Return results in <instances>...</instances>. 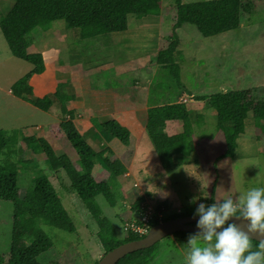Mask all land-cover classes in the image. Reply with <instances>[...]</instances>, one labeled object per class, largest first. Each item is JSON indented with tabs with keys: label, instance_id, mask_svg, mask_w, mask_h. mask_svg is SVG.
Instances as JSON below:
<instances>
[{
	"label": "rangeland",
	"instance_id": "obj_1",
	"mask_svg": "<svg viewBox=\"0 0 264 264\" xmlns=\"http://www.w3.org/2000/svg\"><path fill=\"white\" fill-rule=\"evenodd\" d=\"M197 1L204 0H182V3ZM243 1L247 4L248 10L243 13L237 29L206 37L190 23L177 28L180 42L175 59L179 64L182 87L172 80L167 69L160 70L161 85L163 83L175 91L180 90L178 95L183 98H187L189 93L203 95L215 91L252 88L253 94L264 100V0ZM14 2L15 0H0V16L4 15ZM175 20L174 0H161L159 16L142 19L130 17L127 31L108 37L109 43L114 36L115 41L122 42L119 48H114L116 53L112 56L110 47L113 46L106 43L107 37L101 39L102 44L93 39L82 41L68 31L62 20H55L49 31L39 32L36 37L31 36L33 43L29 52L43 53L46 58L45 64L50 70L48 74L51 75V79L46 78V74H35L30 77L32 99L51 97L52 78L65 80L73 77L72 80H76L79 78L80 69L86 67L90 68L83 71L84 74H90L87 76L89 78L87 82L92 86L105 87V83L112 81L108 75L112 74L111 70L115 64L110 63H117L129 55L150 53L163 48ZM51 49L57 50L53 55L54 61L51 59ZM80 63H84V66ZM32 68L33 65L29 62L12 55L0 29V167L18 170L21 196L29 190L35 177L43 173L48 175L63 208L75 226V230L69 232L51 225H42L43 231L52 241V247L39 256L41 262L96 264L104 250L95 235L96 227L88 209L65 174L59 172L58 176H54L47 169L43 157L31 164L18 162L22 155V134L48 136L49 144L58 154L66 152L63 148L64 141L54 134L56 121L53 117L35 108L31 102L20 100L12 92L15 82L28 74ZM74 87L76 88V84ZM60 88L63 98L68 100L70 92L64 91L62 86ZM126 92L130 90L127 89ZM175 95L176 92L167 101L177 100L178 96ZM129 97L131 98V95ZM132 99L126 103H131L132 106ZM193 105L195 103L190 101V107ZM203 112L204 120L200 118L199 124L193 122L195 150L187 156L173 153L172 164L167 167L162 166L148 134H144L142 143L136 148L135 137L126 146L114 139L117 146L113 143V151L121 157L124 165L130 167L126 169V176L123 174L118 178V185L115 186L117 201L114 206H110L102 197L96 200L114 227L118 238L123 239L127 234L123 231V222L120 219L126 217L128 212L126 206L138 198L136 194H139V191L146 194L148 205L152 207L164 205V213L169 214L180 210L195 211L193 206L201 202L211 204L231 198L234 203H239L245 190L264 187V133L253 126L251 114L245 121V133L250 138V144L256 143L255 146L249 144L241 146L238 139L234 157L216 160L226 148L225 138L220 130L215 129V110L208 108ZM196 113L197 110L191 114L192 121L195 120ZM63 117L68 118L66 115ZM143 120L140 109L135 111L133 121L145 127ZM204 122L207 124L206 127ZM38 123H45L43 129L40 130L36 126ZM49 124L52 126L48 127ZM169 129L172 132L179 131L182 130V125L179 122ZM206 134L210 135L208 139ZM138 137L137 135V140ZM88 141L95 144L94 139ZM241 147L243 148L240 149ZM101 173L106 179L107 173L103 171ZM134 182H137L138 186L134 187ZM213 185L215 188L211 197ZM120 190L124 196L119 197ZM12 214L13 203L0 200V254H6L10 249ZM127 216L133 217L136 214L128 213ZM194 234L196 233H188L185 239L174 235L163 237L157 242V255L150 264H185L187 240Z\"/></svg>",
	"mask_w": 264,
	"mask_h": 264
},
{
	"label": "trees",
	"instance_id": "obj_2",
	"mask_svg": "<svg viewBox=\"0 0 264 264\" xmlns=\"http://www.w3.org/2000/svg\"><path fill=\"white\" fill-rule=\"evenodd\" d=\"M174 7L176 20L172 32L166 45L153 55L152 63L167 69L172 80L182 87L179 64L175 59L180 42L177 28L190 23L203 36L218 35L237 29L243 13L248 9L243 0H204L192 3L174 0ZM160 13L161 0H15L12 7L0 16V29L12 55L29 62L33 68L15 82L13 94L43 110L52 103L48 96L32 99L33 91L29 79L32 75L41 74L45 70V63L40 52H29V48L33 43L31 36L36 37L39 32L49 31L55 20H62L68 31L77 39L82 41L93 39L99 44L102 42L101 39H106L111 34L127 31L130 17L142 19L159 16ZM54 96L59 99L62 112L65 113L66 99L63 98L60 87ZM190 101L196 106L190 107ZM199 108L215 110V129L220 130L225 138L226 148L216 160L234 157L237 139L245 133V121L249 114L252 116L253 126L264 133V100L254 95L252 88L215 91L203 95L189 93L184 101L147 108L145 128L162 166L172 164L173 153L187 156L195 150L193 122L199 124L201 121L199 119L203 116L196 113L195 120L192 121L191 114ZM71 115L54 127V134L64 141L63 148L66 152L58 154L49 144L48 136L22 134V155L18 162L31 164L43 157L47 169L54 176H58L59 172L65 174L94 221L95 235L104 250L103 256L117 245L139 239L144 235L131 230L125 231V219H120L123 222V231L127 234L123 239L117 237L114 227L99 207L96 198L102 197L110 206L115 205L117 201L115 186L118 185L120 176L127 175L126 167L109 146L97 147L90 144L75 127ZM167 121L180 122L182 130L175 134H167L163 130ZM97 129L125 146L129 143L128 128L115 120L101 122ZM101 171L107 173L106 179L103 178ZM17 173L18 170L0 167V200L13 203L10 249L8 253L0 254V264H43L39 256L52 247V241L43 231L42 225H51L69 232H73L75 226L63 208L48 175L43 173L35 177L29 190L21 196ZM135 184L138 185L134 182V187ZM116 188L119 190L118 186ZM214 188L215 185L211 197ZM118 192L119 197L124 196L121 190ZM136 195L138 198L126 206L128 209L126 216L128 213L132 215L139 212L141 203L147 201L146 194L144 197ZM154 207L157 210L165 208L161 204ZM193 213L194 211L184 210L163 213L160 220L154 217L148 227L159 221ZM188 233L191 232L178 231L173 235L185 239ZM250 243L252 250H256L259 242L250 239ZM157 244L156 242L148 248L126 254L116 264H150L157 255Z\"/></svg>",
	"mask_w": 264,
	"mask_h": 264
},
{
	"label": "crops",
	"instance_id": "obj_3",
	"mask_svg": "<svg viewBox=\"0 0 264 264\" xmlns=\"http://www.w3.org/2000/svg\"><path fill=\"white\" fill-rule=\"evenodd\" d=\"M114 37L110 42L113 46L110 47L112 48L111 56L113 53L114 54L116 53L114 48H119L122 43L119 40L115 41ZM108 40L109 38L106 40L107 41L106 43H109ZM51 51H52V53L50 54L52 57L51 59L54 61L53 55L57 50L51 49ZM34 52H38V51H34ZM93 52L95 51L93 50ZM155 53L156 51H151L150 53L144 52V53H139V55L135 54L134 56L129 55L127 57H124L123 59H120V61H118L117 63H110V64H115V66L111 70L112 74L108 75V78L111 79L112 81L110 83H105V87H97L98 85L92 86L90 82H87V80H89L87 76L90 74L89 73L84 74L83 71L84 70L88 71L90 69L89 67L81 68L79 73V78L76 77L77 78L76 80H72L73 77L71 79H65V80L64 79L58 80L56 79L57 77L55 79L52 78L53 83L51 84V86L53 88V93H52L53 95L50 97L52 103L47 107L46 110L40 109L36 107L34 104L33 105L35 108L46 113L47 115L49 116L51 115L53 117V120L56 121L54 122V125H57L61 121L60 119L65 118L63 116L66 115L67 117H69L72 114L71 115L72 121L75 127L77 128V130L82 135L86 136L87 139L90 140L94 139L93 141L95 142L94 146L97 147L109 146L112 150H114L113 143L114 145H116V142L114 141V139L110 138V136H108L107 134L98 131L97 125L106 120H115L121 125L126 126L128 128L130 132L129 143L132 142V138L135 137L134 139L137 141V144L135 146L136 148L138 147V144L140 145L142 143V138L145 133L147 134V131L143 124L139 125L137 121L136 122L133 121V114L135 111H138L140 109L141 115L142 117H144L145 120L146 111L148 107L163 103H170L174 101H181V100L184 101L186 99L178 95V92L179 93L181 92L180 90L175 91L174 88H170L168 87V85H165L163 83L161 85V82H159L160 81L159 74H160V70H162L163 68L157 64L152 63L153 55ZM41 54L43 55V53ZM43 58L45 63L46 58L44 57V55ZM80 64L84 66V63H80ZM49 71L50 70L47 68V65L45 64V70L41 74H46L45 75L46 78L48 77L51 79V75L48 74ZM139 71L140 73H138ZM74 84H76V88L74 87ZM60 86L64 88V91L70 92L69 95L70 97L68 100H66L67 102L65 106L66 107L65 113L61 112L62 111L61 103L59 99L54 96L55 92L57 91V89H59ZM127 89L130 90L131 93L130 92L127 93L126 92ZM174 92H176L175 96H178V99L173 101H167L173 96ZM129 95H131V98H133L132 106L131 103H129L130 105L126 103L127 101L131 100ZM35 99H39V98H35ZM20 100L29 103V101H25L23 99ZM79 106H81L82 108H79ZM92 110L95 112L93 113ZM206 110H208V108L197 110V113L202 114L203 120H204L203 111ZM178 123H179L178 121H167L163 130L167 134L178 133L181 130L172 132L169 129V128H173ZM50 124L47 126L48 127L52 126ZM44 125L45 123H38L36 126L41 130L43 129ZM204 126L205 127L207 126L205 122H204ZM202 131H204V129ZM46 134H47L46 131H44V135ZM25 135H29V134H25ZM33 135H37V134H33ZM137 135L139 136L138 140H137ZM242 135L245 137L238 138L241 146H243L244 144H249V146H255L256 143L250 144V138L246 136V133ZM206 136L207 139L210 137V135L208 134H206ZM238 139H237V143H238ZM242 148L243 147H241L240 149ZM254 148L255 147H253V149ZM115 155L121 159V157L118 154L115 153ZM125 167L127 169V167L129 168L130 166L125 165Z\"/></svg>",
	"mask_w": 264,
	"mask_h": 264
},
{
	"label": "clouds",
	"instance_id": "obj_4",
	"mask_svg": "<svg viewBox=\"0 0 264 264\" xmlns=\"http://www.w3.org/2000/svg\"><path fill=\"white\" fill-rule=\"evenodd\" d=\"M193 215L199 231L188 237L185 264H264V187L245 190L239 203L201 202ZM250 235L261 238L256 250Z\"/></svg>",
	"mask_w": 264,
	"mask_h": 264
},
{
	"label": "water",
	"instance_id": "obj_5",
	"mask_svg": "<svg viewBox=\"0 0 264 264\" xmlns=\"http://www.w3.org/2000/svg\"><path fill=\"white\" fill-rule=\"evenodd\" d=\"M197 218L198 217L194 215H188L159 221L157 224L149 227L143 237L121 243L107 251L99 259L97 264H116L118 260L126 254L148 248L161 240L163 237L173 235L178 231L197 233L199 231L196 227ZM236 223L241 224V227H243L241 221L237 220ZM249 238L257 242L261 239L256 235H250Z\"/></svg>",
	"mask_w": 264,
	"mask_h": 264
},
{
	"label": "built area",
	"instance_id": "obj_6",
	"mask_svg": "<svg viewBox=\"0 0 264 264\" xmlns=\"http://www.w3.org/2000/svg\"><path fill=\"white\" fill-rule=\"evenodd\" d=\"M138 195L141 197L145 196L143 191H139ZM163 213L164 208L157 210L155 207L148 205L146 201H143L140 205V211L136 213V217H123V219H125L124 230H131L137 234H144L147 231L149 222L153 220L154 217L160 220L163 217Z\"/></svg>",
	"mask_w": 264,
	"mask_h": 264
}]
</instances>
